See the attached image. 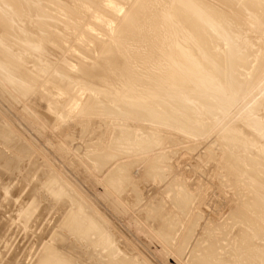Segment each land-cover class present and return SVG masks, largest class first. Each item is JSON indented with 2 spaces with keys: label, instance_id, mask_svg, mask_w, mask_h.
<instances>
[{
  "label": "bare ground",
  "instance_id": "6f19581e",
  "mask_svg": "<svg viewBox=\"0 0 264 264\" xmlns=\"http://www.w3.org/2000/svg\"><path fill=\"white\" fill-rule=\"evenodd\" d=\"M121 1L122 0H64V1H59V0H0V6H2V8H3V9H0V24H1V27H0L1 30L0 31L3 33V34H1L2 41H0V80L3 82V85L8 88L7 89L0 84V92L2 91L3 92L2 94H5V95L10 94V96H12V97H14V96L18 97V95L20 93L25 94L27 91H30L31 88L32 89L35 88L37 82L39 83V81H40L42 83L43 78H45L44 75L47 72H49L50 70H52V69H48V68H49V64H51V61H50L51 58L50 57L53 56V54H52V56L50 54L54 52V50L56 49L55 47H57V49H58V50H56L57 52H59L61 49H65L66 47H68L65 45V48H63L65 43L68 44L70 42V41L68 42V40H70V38L66 39L64 37H69L72 33L74 34V32H77L78 30H80L79 28L82 24L80 20H82V18H83L82 10L84 9L86 11V10L96 8L95 9V16H96V14L99 16L105 15L107 13L106 11H108V10L110 11L111 9H112V11H114V12L116 11V13H117L118 12L117 9H120V8H117V4H119V6L122 4L125 5V2H121ZM138 1H139V3L136 0L134 2L132 1L133 3L137 2V3H135L136 5L138 4L137 6L135 5L136 7L133 6L131 8V5L128 4V5H130L131 9H130V11L128 9L129 13L127 14L126 17L124 16L123 18H120V17L115 15L118 18V19L116 18L115 20H117L118 22L116 24L117 29L115 28L116 32H115V35L113 37L114 40L109 42V44H107V45H105L104 43L99 45L100 42L97 44V45H99V48L102 51V53H101L102 56L97 57V58H92L94 61L92 66H86L85 64H81L79 66L77 72L74 73L71 71L73 68L70 65H67V66H69V70H68V68L63 69V70L58 69L59 71H57L56 74H55V72L52 73V71H50V73H52L53 75L55 74L56 76L54 77L53 80H50V82L48 80L46 81L47 78L45 79V81L47 83L49 82V85H50V83H52L54 81L52 83V87L55 88V86H56L55 91H58V89H60V90H63L65 88L68 89L67 87H69V84L63 78V76H68L71 79L75 80L81 89L91 88L92 90H94L96 92V94L100 95L101 100L96 102V101H94V99L93 100L88 99L89 101L88 102L86 101V103L84 104V108L82 105L81 106L82 110H79V111H81V114H78L79 111L78 112L76 111L75 115L78 114V115L83 116L86 114L85 111H87V109H90L95 104H101L100 105L101 109L104 108V111L101 110V111H99L100 112L99 113L98 110L100 108L97 110L98 106H96V105L95 106L97 107L96 108L97 111L94 110L99 115L102 114L103 116L104 115L109 116V118H111V116L116 115L115 119H117V120H119V118H117V116L123 115V117L126 116V118H131V119L134 118L133 120H136L137 122H139L138 126H135L136 123L134 126H133V124H132V126H130L131 124L129 123L130 125L127 124V126L125 128H123L125 126L123 124V122H122V124L124 125L123 127L120 126L118 128H114V127H117L115 124H114L115 125L114 127H111V128L106 127V133H109L108 135L111 136L110 135V132H111L112 136H111L109 142H107L106 146L101 145L102 146L101 151L96 152L95 156H93L95 162L94 161L92 162L93 164L95 163L93 165V167H94L96 173L94 171L93 172L95 174H98V175H101V173L106 172V170H108L111 167V165L114 164V166L111 167L109 172H107L106 176L105 177L103 176L104 180L103 179L102 180H103V183L105 184V187L106 186H107V188L109 187L110 191H112L111 193H113L114 195L116 194L117 196H119V198H122L121 202H123L125 205H127L128 208L129 207L131 208V206L128 205L131 201H135V199H137L139 201L140 195H137L134 197H123V194L125 193L128 186H131L134 184L133 177H132V172L134 170L133 168L135 166H137L138 164H140L141 162H144L146 160L145 157L144 158H133V157H136V156L141 155V154H145L146 149H147L145 146V143H146L145 140L149 137H150L151 142L154 143L155 147L161 145V143H162V131H160L158 129H154V128L165 127L169 130L178 131L182 134H185V135L189 136L190 138H198L200 136H203L204 133H206L209 128H208L207 123L205 122V119L202 117V114H204V115H212V114L214 115L215 114L212 110V102L208 99V97H210V95H213L214 93L217 94L219 92V90H220L219 88L221 87L220 86L218 88L219 85H221V84L222 85L224 84L225 86L227 85L226 90L224 89L225 87L222 88L221 90H225V91H222L223 95H224V92H225V95L227 92V96L224 95V97H226V98L225 99L222 98V99L224 100L223 101L224 102V111L229 112L231 109H233V107L239 101H241V99L243 97H245V94H247L249 91L253 90L252 88L255 87V85L264 76V44L260 47L261 51H259V52L261 54L259 56H257V55L254 56V58H256L255 62L258 61L257 62L258 64L256 63L257 67H252V64H251V63H253L252 59H251L252 62L251 61L249 62L251 64L249 67L250 68L252 67L253 69L259 70V72L255 76L247 75L246 77H245L246 72L243 71L244 75L241 72V70H243L242 68H245L244 70H246V71L249 69V67H247V65H248L247 61L249 58V54L247 52H245V53L243 52V49H245V46H246L245 44H247L246 41H248V39L245 41V44H242V41H239V42L234 41L235 44L238 43V45H235V47H234L235 50L243 53V55L241 57L233 58L231 61H229L228 63L223 65V67L222 66L215 67L214 65L211 64V60L213 58H215L216 54L218 53V51L216 50L217 46L214 49V45L217 44L216 40H218L217 38H215L216 37L215 32L216 33L218 32L220 35L221 34L224 35V37L226 35L228 36L230 33L232 35H234L232 33L233 30L231 31L230 29H234L235 28L234 25H236L237 28H238V26L243 27L244 24L246 26L251 25V27L255 26L256 30L258 29L257 31H259V30L261 31L262 29L264 30V14H263L264 13L263 12L264 11V0H244V1L242 0L241 2H245V4L239 2V0H138ZM127 2H128V0H127ZM237 3L238 4L241 3L242 6L244 5V7H242V6L239 7V5ZM32 5L33 6L36 5V7L34 6L32 8ZM237 5H238L239 9L236 8ZM44 7H47L50 10L46 11L44 9ZM54 7H56L57 9H54ZM90 11H92V10H90ZM247 11L251 12L248 14V16H246V14L248 13ZM33 12L35 13L34 16L32 15V14H34ZM51 12H53V13L56 12L57 15L51 14ZM58 13H60L63 17L65 16L64 19H66V20L65 21L63 20L64 21L63 23H65L68 26V28L70 27V29L72 30L70 32L67 31L69 33H67L66 30L64 31L63 29H62L63 31H60V29L62 27L67 28V26H65V24L64 25L62 24L63 18L62 17H61L62 19L58 18ZM88 13H89V11H88ZM111 14H114V13L112 12ZM79 15H80V17H82L81 19H79ZM88 15H86V13H85V16H88ZM24 16H25L24 20L26 18L33 19L34 17H36V19L34 18L33 21H34V23L37 24L38 30H41L42 33L39 31H38L39 32L38 33L37 30H35L37 32V34H36L35 31L33 32L32 30H30V29H32V26L36 27V25L35 26L31 25V27H30L29 25L32 23H30V24L28 23L29 25L26 24L30 29L27 26L24 27L25 24L23 25V27H19L18 25L22 26L21 20L20 21L18 20L20 23L19 22L17 23L16 21L20 17L23 20L22 17H24ZM55 16H57L58 19H56ZM111 16L110 17L105 16V17L109 19V18H111ZM101 17H103V16H101ZM105 17H104V20H105ZM113 17H114V15H113ZM113 17H112V19H113ZM15 18H17V19H15ZM46 18H50L52 20H55V19L59 20L60 19L61 23H60V21H59L60 24H58L57 21H53V23L51 21V23H50V22L45 20ZM70 19L75 20V22L73 20L71 21ZM94 19L90 18V20H93V21H94ZM90 20H89V22H90ZM107 20L104 21L105 24H108V22H106ZM27 21L30 22L32 20H30V21L25 20L23 22L27 23ZM108 21L111 22L112 20H108ZM95 22H94V24L93 23L92 24L95 25ZM98 22H101V21H97L95 26H98L97 25V24H99ZM74 23H76V24H74ZM101 23L99 25L102 26V24H104V23H102V24ZM61 24L63 26H61ZM105 24H104V26H105ZM245 25H244V27L246 29ZM89 26H92V25H89ZM233 26H234V28H233ZM108 27H110V26H108ZM53 28H60L59 33L57 31H54V32H57V34L52 32L51 29H53ZM68 28H67V30H69ZM81 28H82V26H81ZM247 28H249V27H247ZM73 30H75V31H73ZM85 30H86V28H85ZM93 30H95V29H93ZM227 30H230L231 32L228 34ZM244 30L242 29L240 32L242 33V31H244ZM256 30H254V31L256 32ZM43 31H44V33H43ZM89 31L90 30H86L83 32L85 34H87L88 37H90V35H92V34H89V33L92 30L90 32ZM234 31H236V30H234ZM45 32H46V34H45ZM60 32H62V33L65 32V34H60ZM243 33L245 34L246 32H243ZM251 33H253V31ZM262 33H264V31ZM219 34H217V36ZM239 34L236 33L234 36H237ZM261 34H259V36H261ZM74 36L76 37L77 35L70 36L71 39ZM13 37H17L19 40H21L24 43V44H22L23 50L28 52L29 57H27L28 55H26L27 52H24V51H22V53L18 54V52H19L18 47H17V49L15 48V50L17 52V54H15V52H14L15 50H13L14 48L12 49V45H11ZM82 37L84 39V36H82ZM224 37L223 38L219 37V38H221L220 41H222L223 39L225 41H228L227 39H225L226 37L225 38ZM231 37H233V36H231ZM85 39H87V38H85ZM91 39H90V41L92 42ZM19 40L18 41L14 40V42H19ZM87 40H89V39H87ZM233 40H235V39L233 38ZM239 40H241V39H239ZM262 41H261V37H260L259 42H262ZM86 42H88V41H85L84 43H86ZM259 42L257 41V43H255V44L258 45ZM21 43L19 42L17 46H20ZM84 43L82 44V46L78 45L80 47L78 49H80L81 53L83 52L82 54L85 53L84 52L85 49H84V51H83V49H81V47L84 48L83 47ZM219 43H222V42H219ZM263 43H264V41H263ZM255 44H253V45H255ZM13 45H15V44H13ZM42 46H45L46 48H44V47L42 48ZM52 46L55 49L53 48L54 49V50L52 49L53 52L50 53L51 49H49L48 47H52ZM13 47H15V46H13ZM221 47H222V45H221ZM40 48H41V50H40ZM76 48H77V46H76ZM257 48L259 50V47H257ZM21 49H22V47H21ZM42 49H44V50H42ZM48 49H49V51H48ZM212 49L214 51L216 50L217 52H214ZM45 50H47L48 53H46ZM258 50H257V52H258ZM57 52H56V54H57ZM213 52L216 54H214ZM219 53L223 54V52H220V51H219ZM21 54L24 56H22ZM48 55H50V56H48ZM79 55H80V53H79ZM46 58H49V60H47ZM52 58H55V57H52ZM254 58H253V60H254ZM41 59H46L48 64L46 66H42L41 65ZM60 60L61 59H59V61ZM135 61L136 62H138V61H144L145 62L146 65H144L143 67H141V64L139 63L141 69L143 68L142 71L137 72L134 70V68H135L134 64H136ZM30 62L34 63V66H31ZM28 63H29V65H28ZM52 64H53V62H52ZM57 64L55 63L54 65H57ZM63 64H64V62H63ZM54 65H52L53 69H54ZM59 65L62 66V63L61 64L59 63L57 66H59ZM30 66H31V68L36 67V66H38V68L40 67V69H38L39 71H37V73H36L37 75L35 74L34 71H33L34 74H32L30 72L31 71ZM67 66L63 65L62 67H67ZM96 66H97V68H94ZM58 68H60V67H58ZM56 69H54L53 71H56ZM53 75L51 76V78L53 77ZM46 77H48V76L46 75ZM239 82H242L244 84L243 89H238V83ZM41 83H39V84H41ZM45 85L43 86V88H45ZM48 87H47V89L49 90L50 87L49 88ZM6 89L9 93L5 92ZM48 90L46 91V88H45L46 92H49ZM52 90H54V89H52ZM207 91L209 92L208 93L209 95L206 99L201 98L203 95L201 97L198 96V95H201L203 93L205 94V92H207ZM51 92H53V91H51ZM188 92L190 93L189 96H191L193 94V96L196 95L199 97V98H194L195 96L194 97L192 96L195 100L201 98L200 100H197V101H199V103L198 102H197V104H195V102L191 103V102H193L192 100H194V99H192L191 97L189 99L188 95H186V93H188ZM76 95H77V93L73 96V98L75 100L72 98V101L73 100L75 102L77 101ZM213 97H215V96H213ZM187 99L190 100L189 102L191 104L190 103L188 104L185 101ZM162 100H164V101L162 102ZM219 100H221V99H219ZM262 100H264V95L255 104H258V105L264 104V102ZM52 101L54 102V100H52ZM165 101L167 103H169V105L171 104V106L169 107ZM57 102H60V101L57 100ZM57 102H56V104L53 103L54 106L53 105L52 106L53 107L58 106ZM81 103L83 104L82 101H81ZM163 103H165L166 106L165 105L163 106L162 105ZM91 104H92V106H91ZM261 106H264V105H261ZM59 107H57V109ZM76 107H77V103H76ZM260 107H258V108H260ZM57 109L55 110L56 114H57ZM77 109H79V108L77 107ZM261 109H263V107ZM70 110H68V111H70ZM91 110H92V108H91ZM202 110H204L205 112H203ZM263 110H262V112H263ZM102 111L104 113H101ZM72 112H75V111L72 110ZM66 113H64V114H66ZM53 114L55 115L54 112H53ZM68 114H70V115H67L69 117H67L65 115L66 118H68V119L71 118L72 115H74V113H72V115H71V112H69ZM89 114H92V113L89 112ZM45 115L49 116L50 114H45ZM94 115H95V113H94ZM48 116H47V118L50 117V116L49 117ZM76 117H77V115H76ZM119 117H121V116H119ZM57 118H60V117H57ZM95 118H97V117H95ZM60 119L63 121V118H60ZM112 119H113V117H112ZM252 119H253V117H251V120ZM93 120H95V119H93ZM248 120H249V116H248ZM248 120L247 121L245 120V122L242 124L241 127H236L233 130H229V132L222 133L220 135V137L216 140V144L219 145V147H221L220 150H222L223 153L224 152L226 153L225 162L227 164H229L231 167V170L225 169L226 173L224 174V179L229 177L228 181L231 185V186L230 185L226 186L227 183L225 184L226 187L229 186V188L227 190H229L230 193L235 194L236 190H238L236 188V184L239 185L240 187H244L246 189L248 188V190H246V192L248 194L245 195L246 199L241 200V198L240 199L238 198L239 197L238 194L234 195V196H236V197L238 196V197L237 198L235 197V200H234L235 202H233V208L230 211L229 219L232 217L231 222H233V223H231L232 225L230 226V229L226 230L227 227L226 228L223 227L224 230L221 229L222 226H226V225H224L225 220H224V222L222 221L223 225L219 223V224H216V226H214L215 223L213 222L214 224L212 223V225H213L212 227H215L213 229H215L217 232L219 231L218 232L219 234L216 235V233H215L212 235L211 234L212 232L209 233L210 228H212V227H210L211 225L209 226V224H210V221H209L208 226L210 228L208 230H206L208 228L207 225H206L207 226L206 229L204 228V230H205L204 235L207 234V236L206 237L202 236L204 238H201L198 240V245L195 246L196 252L195 253L193 252L194 254L191 252L194 257L192 256V254L190 256L188 255L189 259H192L190 261H187V262H190L189 264H264V119L261 117L257 118V119L255 118L253 120V122L248 121ZM5 122H6V120L0 116V137L2 139L5 138V135L9 131L8 126L6 125ZM93 122H95V121H93ZM100 122H102V121H100ZM133 122H135V121H133ZM79 123H80V119H79L78 124ZM145 123L149 124V127L145 128ZM118 125H121V123ZM111 126H113V124H111ZM245 129H247V130H245ZM99 130H101V129H99ZM107 130H109V131H107ZM252 130L254 132H257L259 135L254 134ZM248 132L251 133L248 135H253L252 138L248 139L247 138L248 136L246 137V134ZM106 133H104V135ZM108 135L107 136L105 135V137H108ZM144 135H145V137H144ZM108 139H109V137H108ZM108 139H106V140H108ZM3 141H4V139H3ZM8 142L9 141L5 140V143H8ZM9 144H10V142H9ZM258 145H259V147L253 148V147L258 146ZM3 146H5V145L4 144L0 145V147H3ZM7 148H5L4 150L9 152L7 150ZM15 148H16V146H15ZM254 149H257L258 151L256 152ZM236 150L244 151V153L240 155V158H238L234 154V152ZM11 152H12V150H10L9 155H11ZM17 152L14 151V155L13 154L12 155L15 157V153L17 154ZM1 154H3V153H1ZM171 154L172 153H163V154L161 153V154H159L158 157H155V155L152 156L148 162L150 165L146 166L145 169L143 170V173L145 174V176L148 177V179H152V181L155 180V181L162 184V181H164L165 177H166L164 174V171H165L164 168L165 167L162 166V162H158V159L160 157H163L164 158L163 160H166L169 157H171ZM91 158H92V155H91ZM123 159H124V161H123ZM125 159H127V160H125ZM89 160H91V159H89ZM120 160L123 162L119 163L118 161H120ZM8 164H9V162H8ZM0 171H1V169H0ZM31 172H32V170H31ZM5 173H7V172L5 171ZM10 173H8V174H10ZM17 173H18V171H17ZM22 174H23V176H21V177L25 178L24 173H22ZM220 174H221V172H220ZM220 174H219L218 178L220 176L222 177V175H220ZM20 175L21 174L19 173V176ZM26 176H27V174H26ZM32 176H34V175H32ZM1 177H3V176H1ZM35 177H36V175H35ZM6 178H7V176H6ZM33 179H36V178H33ZM220 179H219V181H220ZM224 179H221V180L223 181ZM59 180H60V177H57V176H51L50 179L48 180L49 181L48 186L51 187V191H49V192H51V195L50 194L49 195L51 197H53L54 201H56V202H59L60 200H62L64 198H68L69 194L74 192V190L67 189V188H65V186L60 185ZM226 180H225V182H226ZM9 181H11V180H9ZM16 181H18V180H16ZM8 182H6V183H8ZM26 182L28 183L29 181H26ZM30 182H33L32 178H31ZM44 182L45 181H43V183ZM15 183H17V182H15ZM22 183H23V181H22ZM3 184H4V182H3ZM18 184H20V183H18ZM174 184H176V182H174ZM174 184H172V186ZM15 185H13V188ZM232 185H235V187ZM239 186H238V188H239ZM0 187L4 188L3 186H0ZM5 187L7 188L8 185ZM16 187H18V186H16ZM49 187H48V189H50ZM105 187H104V189H105ZM183 187L181 190H183ZM42 188H43V185H42ZM42 188H40V189H42ZM173 188L174 187H172V190H173ZM235 188H236V190H235ZM5 189L3 191L4 193L7 192V191H5ZM9 189H11V187L7 188V190H9ZM45 189H47L46 186H45ZM1 190H3V189H1ZM18 190H17V192H18ZM9 191H11V190H9ZM14 191L16 192V190H13V192L11 191L13 193V196L18 198L20 195L15 196L16 193L14 194ZM170 191H171V189H170ZM188 191H190V190H188ZM3 192L0 191V193H3ZM43 192L45 193V192H47V190L46 191L44 190ZM171 192H173V191H171ZM246 192H245V194H246ZM75 193L76 192H74V194ZM9 194H10V192H9ZM18 194H19V192H18ZM107 194H109V193H107ZM5 197H6V195H5ZM7 197H9V196H7ZM19 198H18L17 202H19ZM141 198H142V196H141ZM12 199L14 200V198H12ZM26 199H28V198H26ZM79 199L80 198H78V201H79ZM3 200H4V196H3ZM75 200H77V198H75ZM171 200L174 201V204H176V206L178 205L177 208L180 209L178 212H181L180 214H181V216H183V218H184V214H185V216L186 215L189 216L188 219L184 218L188 222L190 221V225L188 227L189 230L187 229L188 233L186 232L187 233L186 235L182 234L183 233L182 231H181L182 233L180 232V230H183V227L181 225L182 229H180V227H179L180 225H178L180 223L177 224V222H178L177 219L179 217L176 218L177 221L175 224V227H178L177 230L176 229L174 230V227H173V229H171V228L168 229L167 225L166 226L163 225L166 222L168 223V221H169L171 223V224L170 223L169 224L173 226V222H172V216L173 215L167 213V214H163L165 217L162 216L163 211L161 208V205H162L161 197H160L161 203H158V205L156 204L157 205V207L155 206L156 209L153 208V206L149 205L148 207H144V209L146 208L145 212H144V210H141V211H143V215H145V218H146L145 221L146 222L148 221V223L151 225L154 224L155 218L158 217L159 215H160L159 216L160 220L162 217L166 218L168 220V221L166 220V222H165L162 219V221L164 223L162 224V222H161L162 226L160 225L159 227L157 226L156 221H155V224H156L155 226L158 229L157 228L154 229L153 232L158 236L159 239H161V241H163L166 244V246L168 245V246H171L173 248V250H174L173 252L176 253V256L177 255L180 256L182 254V252L183 253L186 252L185 251V250H187L186 246L192 240L191 239V238H193L192 236H194V234L196 233V231L193 230V228L195 229L198 227L197 225H198L199 220L201 218L198 215L194 216L197 205L194 203V201H195L194 196L192 197L191 194H189L188 192L180 191V189L179 190L177 189L176 191L174 190V195L171 197ZM23 201H24L23 203L26 202L25 199ZM118 201H120V200L118 199ZM156 201H158V200H156ZM12 203H13V201H12ZM19 203H21V201ZM35 203H37V202H35ZM123 203H121V205ZM193 203H194V205H193ZM7 204H8V202L6 203V205ZM10 204H9V206H10ZM14 204H15V201L12 204L13 208H15V206L18 205L17 207L19 209L25 208L24 205H26V204H22L24 207L20 205L22 207L21 208V207H19V204H17V205H14ZM199 204H201V203L198 202V205ZM1 205H3V204H1ZM125 205H123L124 208H126ZM138 205L139 204L136 205V203H132V207H136ZM142 205H143V203H142ZM43 206H44V204H43ZM119 206H120V204H119ZM28 207H29V205H28ZM116 207H117V205H116ZM7 208H8V206H7ZM140 208H142V207H140ZM26 209L27 208H25V210ZM34 209L33 208L29 209V210L27 209L25 215L26 216L29 215L32 212V210H34ZM14 210L15 209H13V212L11 213V215L14 213ZM37 210L38 209H36V211ZM90 210H91V207L89 205H87L86 202L84 204L80 201L78 207L71 210L69 215L66 214V212H65V217H63L64 222H63L62 226L60 227L64 231V234H61V233L58 234L57 233L56 238L54 240V244H50V245L48 244L45 247V251L43 250L44 253H42V255L40 254L41 256H39V259L36 262V264H77V262H79V261L81 262V263L79 262L80 264H143L141 262V260L139 259L140 256H138V258H137V254L134 255L135 253L132 250L133 246L130 243H128V240L121 241L116 237H112L114 230L111 231V229L109 230V227L107 228L106 224H109L107 222V220L106 219L103 220V218H101V216L100 217L97 216L99 214L95 215ZM154 210L155 211L157 210V211L154 212ZM3 211H4V209H3ZM7 211H9V209ZM16 212L13 215H18L20 213L23 215L22 212H24V211L21 210V212L19 211L20 213H17V214H16ZM144 213H146V214H144ZM32 214H33V212H32ZM35 214H37V213H35ZM41 214L39 216H41ZM170 215H171V217H170ZM174 215L176 216V214H174ZM66 216H67V219L65 220L64 218H66ZM235 216L238 217L240 220L236 221L235 219H237V218ZM13 217H15V216H13ZM18 217H19V215H18ZM1 218H3V217H1ZM173 218H174L173 219V221H174L175 217H173ZM17 219H16V221H17ZM21 219L22 218H20V220ZM26 219H27V217H26ZM26 219L24 217V220H26ZM31 219H33V218H31ZM159 219L157 218L156 220L158 222H160ZM180 219H181V217H180ZM6 220H7V218H6ZM9 220H7V221H9ZM20 220H18L19 222L18 221L17 222L20 223L22 221V220L21 221ZM228 220H226V222ZM12 221L13 220H11L10 223H12ZM31 221L33 222L34 220H31ZM187 221H185V222H187ZM17 222L14 224L18 225ZM26 222H27V220H26ZM182 222H183V220H182ZM33 223H31V224L29 223V224L32 226ZM60 223H62V222H60ZM1 224H3V223H1ZM23 224L21 222L20 226ZM35 224H36V222L34 223V225ZM169 224H168V226H169ZM182 224H184V223H182ZM187 224L188 223H186V225ZM25 225L26 224H24L23 229L26 227ZM30 225H27V227ZM186 225H185V227H186ZM3 226L6 227V225H3ZM10 227H12V226L10 225ZM144 227H146V225ZM185 227H184V229H185ZM12 228L9 229L10 232H11ZM14 228H16L15 225H14ZM213 229H211L210 231H212ZM21 230H22V228H21ZM233 230H234V232H235V230L237 231V232H235L236 233L235 236L232 237L233 239H231V240H233V242L231 240L228 241L230 235H232V233H233ZM6 231H8V230H6ZM25 231H26V233L28 232L27 230H25ZM60 231H61V229H60ZM224 231H226V232H224ZM17 232H19V230ZM179 232L182 235H180L179 239H177L176 236H177V234H179ZM3 234H4V232H3ZM172 234L174 236H172ZM214 235H216V236L214 237ZM10 236H12V235H10ZM92 236H96V240L93 241ZM0 237H1V235H0ZM216 237L218 238L217 240H215ZM3 238L5 239L6 237H3ZM14 238H16V237H14ZM122 238L125 239L124 237H122ZM198 238H199V236H198ZM226 238H228V239H226ZM4 239H1V240H4ZM175 241H176V243H174ZM4 242H5V245L8 244L6 241H4ZM8 242H9V239H8ZM16 242H18V240ZM223 242H225V243H223ZM1 243H3V241H1ZM1 243H0V245H4ZM26 243L27 242L23 243V241H22V244H26ZM68 243H71L70 246H67ZM83 243H86V244L88 243L89 246L91 245L93 248L92 250H94L95 252L99 251V252L103 253L101 255L104 258V260L101 259L102 258L101 257L100 259L102 261L100 259H99L100 262H99V260L97 261L96 260L97 255L95 256V259L91 258V256L92 257L94 256V254H92V253H91V256L89 254V252H92L91 249H89V252L87 251L88 252V254H87L88 258H86L85 257L86 255H84V254L83 255L78 254V252L76 254L75 250L77 249V246L81 245ZM121 244L124 245V247ZM222 246L223 247L225 246V248H223ZM21 247H23V246L21 245ZM16 248H18V247L16 246ZM226 248L227 249L229 248L230 250L228 249L229 251H227ZM24 249L26 250V248H24ZM78 249H79V247H78ZM85 249L87 250V247ZM15 250H17V249H15ZM79 250H81V249H79ZM15 252H17V251H15ZM124 252H129L132 254V256H129V255L125 254ZM21 253H22V251H21ZM21 253H20V255H21ZM82 253H84V252H82ZM97 254H98V252H97ZM20 255H17V256L21 257ZM184 256H185V254H184ZM0 257H2V256H0ZM98 257L99 256H97V258ZM183 258H185V257H183ZM183 258H181V260H183ZM16 259H18V258L16 257ZM143 262H145V260ZM14 264H16V261ZM184 264H186V263H184Z\"/></svg>",
  "mask_w": 264,
  "mask_h": 264
},
{
  "label": "rangeland",
  "instance_id": "374dc122",
  "mask_svg": "<svg viewBox=\"0 0 264 264\" xmlns=\"http://www.w3.org/2000/svg\"><path fill=\"white\" fill-rule=\"evenodd\" d=\"M59 1H64V0H59ZM132 1L134 2L135 0H128L129 3L127 2V0H122L121 2H125V5H123L121 3L122 5L119 6V4H117V8H120V9H117L118 10L117 13H116V11L114 12L111 9L110 10L111 12L108 10V11H106L107 13L105 15H101L103 17H101L97 14H96L97 17L95 16V9L96 8H93L94 10L90 9L92 11H90V10L85 11L83 9L84 10V11L82 10L83 18L80 17L81 14L79 15V19L82 18V20H80L82 23L81 24L82 28L80 26V28H79L80 30L77 31L78 33L74 32V34L72 33L70 35V36H72V35H77V36L76 37L74 36L73 37L74 39L73 38L71 39L70 36L64 37L66 39L70 38V40H68V42L70 41L68 43L69 45L65 43L63 48H65V45L68 47H66L65 49H61V50L59 49L60 50L59 52L61 54L56 51V50H58L57 47H55L56 49L53 46L48 47L49 49H51L50 53L53 52L52 51L53 48L55 49V50L53 49L54 52L50 54L51 56L53 54L52 57H55V58L50 57L51 58L50 59L51 64H49L48 69H52L50 71H52V73L55 72V74H56L57 71H59V70H63V69H67V68L69 70V66H67V65H70L73 68V69L71 68L72 70L71 69L70 70L75 73V72H77V70L81 64H85L86 66H92L93 62H94L92 58H97V57L102 56L101 55L102 51L100 50L99 45L103 44V43L105 45H107V44H109V42L114 40L113 37L115 35V32H116L115 28L117 27L116 24L118 22L117 20H115L117 18L116 16H118L120 18H123L124 16L126 17L127 14L129 13L130 9L136 5L135 3H137V2L139 3L138 0H136L137 2H135V3H133ZM241 1L242 0H239V2H241ZM241 3L245 4V2H241ZM128 4L131 5V8H130V5H128ZM240 4H238L239 7L242 6V4L241 5ZM238 5L236 7L237 9H239ZM34 6L36 7V5H34ZM34 6L32 5V8ZM242 7H244V5ZM0 9H3L2 6H0ZM44 9L46 11L50 10L47 7H44ZM54 9H57V8L54 7ZM128 9H129V11H128ZM88 11H89V13H88ZM112 12L114 14H111ZM247 12H246L247 13L246 16H248V14L251 13L249 11H247ZM85 13H86V15H88V14L89 15L85 16ZM51 14L57 15L56 12L55 13L51 12ZM59 14L60 13H58V18H60V19L63 18L62 24L64 25L65 23H63V22L66 20V19H64L65 16L63 17L61 14H60L61 16ZM32 15L34 16L35 13ZM109 15L110 16L112 15L111 18H109V19L106 18L107 16L110 17ZM113 15L115 18L113 17ZM55 17H56V19H58L57 16H55ZM104 17H105V20L108 19V20H112V21L109 22L107 20L106 22H108V24H105L104 23V21H105ZM112 17H113V19H112ZM22 18H23V20L21 19V17L18 19L15 18V19H17V21H16L17 23L21 20L22 26L18 25L19 27H23L24 24H25L24 25V27H25V26L29 25L30 23H32L29 26L31 27V25H34V26L36 25V27L32 26V29H30L28 26L27 27L30 30H32L33 32L35 30H37V32L39 31L42 33L41 30H38L37 24L34 23V21H33L34 18L36 19V17H34L33 19L26 18L25 20H29V21L32 20L33 21V22L27 21V23L23 22V21H25L24 20L25 16ZM90 18L94 19V21L90 20ZM56 19L52 20L50 18H46L45 20L50 22V23H51V21H52V23H53V21H57V23L60 24L61 20L60 19L56 20ZM70 20L72 21L73 19H70ZM89 20H90V22H89ZM59 21H60V23H59ZM73 21L75 22V20H73ZM97 21H101L102 23L105 24V26L101 22H98V23L99 24L101 23L102 26L99 24H97L98 26H95ZM94 22H95V25H93ZM62 24H61V26H63ZM74 24H76V23H74ZM89 25H92V26H89ZM244 25H243V27H244ZM65 26H67V25L65 24ZM108 26H110V27H108ZM234 26H235V28H234ZM234 26H233L234 29H230V30L231 31L236 30L234 32L232 31V33L234 35L236 33L237 34L240 33L239 35H237L238 37L232 35L230 33L231 32L230 30H227V33L228 34L230 33L228 35L229 37L225 34L226 38L224 37V35H222V34L220 35L218 32L217 33L215 32V36H216L215 38L218 39V40H216V43L220 47L217 44L214 45V49L217 46L218 49L216 48V50L218 51V53L217 54L214 53L217 51L216 50L214 51L212 49L214 51L213 53L216 54V57L211 60V64L214 65L215 67H219V66L223 67V65H225L226 63L231 61L233 58L241 57L243 55V53L235 50L234 47H235V45H238V43L235 44L234 41L235 42L236 41L237 42L242 41V44H245V41L248 39V41H246L247 44H245L246 45L245 49H243L244 53L247 52L249 54V58L247 61L248 62L247 67H249L251 64H252V67H257L258 61L255 62L256 58H254V56H256V55L259 56L261 54L259 51H261L260 47L264 44L263 43L264 33H262L264 30L262 29L263 30V31L261 30L262 32L260 30L257 31L258 29L256 30L255 26L251 27V25H249V26L245 25L246 29H245V27L243 28L241 26H238V28H237L236 25H234ZM0 27H1V24H0ZM247 27H249L250 29ZM60 28H53L54 30L51 29V31L52 32L57 31L59 33ZM67 28H68V26H67ZM67 28L62 27L60 29V31H63V30L64 31L66 30V32L72 31L70 29V27L68 28L69 30H67ZM85 28H86V30H90V31L92 30L91 32L89 31L90 32L89 34H92V35H90V37H88L87 34H85L83 32V31H86ZM92 28L95 30H93ZM242 29L243 30L245 29V30L242 31V33H241L240 31ZM0 30H1V28H0ZM254 30H256V32ZM73 31H75V30H73ZM252 31H253V33H251ZM37 32L35 31L36 34H37ZM57 32H54V33L57 34ZM69 32H67V33H69ZM243 32H246V33L244 34ZM43 33H44V31H43ZM258 33L259 34L262 33L261 36H259ZM1 34H3V33L0 31V39H1L0 41H2ZM45 34H46V32H45ZM60 34H65V32L64 33L60 32ZM217 34H219V35L217 36ZM82 36H84V39ZM231 36H233V37H231ZM219 37H221V38L224 37L228 41H225L224 39H223L224 41L223 40L220 41L221 38H219ZM260 37H261V41L263 40L262 42H259ZM85 38H87L89 40H87ZM233 38L235 40H233ZM90 39L92 40V42L90 41ZM239 39H241V40H239ZM14 40L18 41L19 39L17 37H13L12 44H11L12 49L14 48L13 50H15V48L17 49V47H18V51H19L18 54L22 53V51L27 52V51L23 50L22 44H24V43L21 40H19L20 43L22 42L20 44V46H17L19 42H14ZM84 40L88 41V42L84 43L85 42ZM257 41L260 44L259 43H258V45L255 44V43H257ZM82 42L84 43V46H83L84 48L81 47V49H83V51L85 49L84 54H82L83 52L81 53L80 49H78V48H80L78 45L82 46V44H83ZM219 42H222V43H219ZM98 43H99V45H97ZM13 44H15V45H13ZM253 44H255V45H253ZM221 45H222V47H221ZM13 46H15V47H13ZM76 46H77V48H76ZM21 47H22V49H21ZM43 47L46 48L45 46H42V48ZM257 47H259V50ZM49 49H48V51H49ZM40 50H41V48H40ZM42 50H44V49H42ZM257 50H258V52H257ZM45 51H46V53H48L47 50H45ZM219 51L223 52V54H220ZM14 52H15V54H17L16 50ZM56 52H57V54H56ZM79 53L81 56L79 55ZM26 55H28L27 57H29L28 52ZM50 55H48V56H50ZM22 56H24V55H22ZM253 58H254V60H253ZM46 59L49 60V58H46ZM46 59H41V65L42 66H46L48 64ZM59 59H61V60L59 61ZM251 59H252L253 63L250 64L249 62L251 61ZM52 62H53V64H52ZM63 62H64V64H63ZM143 62L144 61L136 62V64H134L135 65L134 70L137 72L142 71L143 68L141 69V67L146 65L145 62L144 63ZM55 63L56 64L62 63V66L66 65L67 67H62L61 65L57 66L58 64L54 65ZM137 63L138 64L140 63L141 67H140V64L138 65ZM30 64H31V66H34V63L30 62ZM28 65H29V63H28ZM52 65H54V69L57 68L56 71H53L54 69H53ZM31 66H30V69H31L30 72L32 74H34L33 71L36 74L37 71H39L38 69H40V67L38 68V66L33 67V68H31ZM58 67H60V68H58ZM252 67L251 68L249 67V69L247 71L244 70L245 68H242L243 70H241V69L240 70L242 73H243V71L246 72L245 77L247 75L255 76L259 72V70L253 69ZM94 68H97V66ZM50 71L44 75V77H45V78H43L44 81L41 79L42 83L44 85L47 83L46 82L47 80L50 82V80H53L54 77L56 76L55 74L53 75L52 73H50ZM46 75L48 77L49 76L50 77L48 78V77H46ZM52 75H53V77L51 78ZM243 75H244V73H243ZM63 78L69 84V87H67L68 89H66V88L63 90L58 89V91H55L56 86H55V88L52 87V83L54 81L52 83H50V85L48 82L45 85V88L47 91L48 90L47 87L48 86L50 87V88L48 87L49 88L48 91L50 92L49 93V92L45 91V88H43L44 85L39 81V83H41V84H39L37 82L38 84L36 83L35 88H33V89L31 88L30 91H27L25 94L20 93L18 95V97L17 96L12 97V96H10V94L5 95V94H2L3 93L2 91L0 92V116L6 120L5 123L9 129V131H8L9 133L7 132L8 135L6 134L5 138H3L4 141L0 137V143H1L0 145H3V144L5 145L3 147H0L1 148L0 149V156H1L0 157V165H1L0 166V169H1L0 177L3 176L0 178V186L4 187V188L0 187L1 189H3V190L0 189V191L3 192L4 189L6 188L5 186L8 185L9 188L11 187V189H9V190H11L12 192H13V190H16V192L14 191V194L16 193L15 196L20 195L19 196L20 198L19 197L18 198H19V202L21 201V203L17 202L18 198L14 197L13 193L11 191L7 190L8 187L5 189V191H7L6 193H4V192H3L4 194L0 193L1 194L0 195L1 196L0 197V199H1L0 200V202H1L0 203V208H1L0 209V211H1L0 212V215H1L0 218L3 217L0 219V231H1L0 232V235H1L0 243H1V241H3V243H1V244H4V245H0V256H2V257H0V263L1 264H14L15 261H16V264L17 263L18 264H36V262L39 259V256H41L42 253H44L43 250L45 251V247L48 244L49 245L54 244V240L56 238L57 233L58 234L59 233L64 234V231L60 227L62 226V224L64 222L63 217H65V212H66V214L69 215L71 210L78 207L80 201L84 204L86 202V204L91 207L90 211L93 212L95 215L99 214V215H97L98 217L101 216V218H103V220L104 219L107 220V222L109 223V224H106L107 228L109 227V230L111 229V231L114 230L113 231L114 236L112 235V237H116L121 241L128 240V243H130L133 246L132 250L135 253V254L134 253L133 254L134 255L137 254V258H138V256H140L139 259L141 260V262L143 264H184V263L189 264L190 262H187V261L192 260V259H189V256L193 252L194 253L196 252L195 246L198 245V240L207 236V234L204 235V233H205L204 228L206 229V227L209 224V221H210L209 226L211 225L210 227H212L213 222L215 223V224L213 223L214 226H216V224H219V223L222 224V221L224 222V220H225L224 225H226V226H222L221 229L224 230V228H226V227H227L226 230L230 229V226L232 225L231 223H233V222H231L232 217L229 219V216H230V211L233 208V202H235L234 200H235L236 196H234V195L238 194L239 197L238 196L237 197L239 199L241 198V200H245L246 199L245 195L248 194L246 192V190H248V188L246 189V188L240 187L239 185L236 184V188L239 191L236 190V188H235V190H236L235 194L230 193L229 190H227L229 188V186L228 187H226V186L230 185V183L228 181L229 177L228 178L225 177L227 180L224 179V174L226 173L225 169L231 170V167L229 164H227L225 162L226 153L225 152L223 153V151L220 150L221 147H219V145L216 144V140L220 137V135L222 133L229 132V130H233L236 127H241L242 124L245 122V120L246 121L248 120V116H249L248 121H252V122L255 118L257 119V118L261 117L264 119V110H263L264 106H261L264 104H259L261 107L258 104H255L264 95V76L255 85V87L252 88L253 90L250 89L251 91H249L247 94H245V97H243L241 99V101H239L233 107V109H231L229 112L224 111V102H223L224 100L222 99V98H224V99L226 98V97H224L225 92L223 95L222 91H225L227 89V85L226 86L224 84L219 85L218 88L221 86L219 88L220 89L219 92L217 94L214 93L213 95H210V97H208V95H209L208 91L205 92V94L203 93L201 95H198L199 97H201L203 95L201 98H205V99L208 97V99L212 102V110L215 113L214 115L213 114L212 115L202 114V117L205 119V122L207 123L208 128H209L208 131L206 133H204L203 136H200L198 138H190L189 136H187L185 134H182L178 131L169 130L165 127L154 128V129H158V130L162 131V143H161V145L155 147L154 143L151 142L150 137H149L145 140L146 141L145 146L147 148L145 154H141V155H138L136 157H133V158H144L145 157L146 160L144 162H141L140 164H138L137 166H135L133 168L134 170L132 172V177H133L134 184L131 186H128L125 193L123 194V197H134V196L140 195L139 201L137 199H135V201H131L128 204L129 206H131V208L130 207L128 208L127 205H125L123 202H121L122 198H119V196H117L116 194L114 195L113 193H111L112 191H110L109 187L108 188H107V186L105 187V184L103 183V180H104L103 178L106 176L107 172H109L111 167L114 166V164H112L111 167L108 170H106V172H103V173H101V175H98V174H95L96 171L93 167V165L95 163L93 164L92 162L94 161L93 156H95L96 152H100L102 146L103 145L106 146L107 142H109V140L112 136L111 132H110L111 136L108 135L109 133H106V127L111 128V127H114L116 125L117 127H114V128H118L120 126L123 127L125 125L123 127V128H125L127 126V124H129V123L131 124V125L129 124L130 126H132V124L134 126L135 123H136L135 126H138L139 122H137L136 120H133L134 118L131 119V118H126V116L123 117V115H119L121 117L117 116V118H119V120L115 119L116 115L111 116V118H109V116H105V115L103 116L102 114L99 115L96 112L99 108L100 109L98 110V112L101 110L104 111V108L101 109V106H100L101 104H95L96 106H98V108L95 105L92 106V104H91L92 110H91V108L87 109V111H85V113H86L85 115H83V116L78 115V114H81V111H79V110H82V107H81L82 105L84 108V104L86 103V101L88 102L89 100L94 99V101L98 102L99 100H101V97H100V95L96 94V92L94 90H92L91 88L81 89L78 86L77 82L75 80L71 79L70 77L63 76ZM45 79H46V81H45ZM0 84L2 86H4L3 82L1 80H0ZM243 87H244V84L242 82H239L238 83V89H243ZM5 88H7V87H5ZM222 88H224L225 90H221ZM7 89H6V91L5 90L4 91L9 93L7 91ZM52 89H54V90H52ZM50 90L53 92H51ZM76 93H77V95H76L77 101L79 100L78 102L77 101L75 102L74 101L75 99L73 98V96ZM186 95H188L189 99H190V97L192 99L199 98L196 95H194L195 96L194 97L193 94L191 96H189L190 95L189 92L186 93ZM213 96H215V97H213ZM225 96H227V92H226ZM72 98L74 99L73 100L74 102L72 101ZM200 99H197V100H200ZM219 99H221V100H219ZM52 100H54V102ZM57 100L60 102H57ZM80 100L83 102V104L81 103ZM197 100L194 99V100H192L193 102H191V103H194V102H195V104H197V102L199 103V101H197ZM163 101L164 100H162V102ZM185 101L188 104L190 103L189 102L190 100H188V99ZM262 101L264 102V100H262ZM52 102L54 104H56V102H57L58 106L55 105L56 107H53L54 105ZM76 103H77V107L79 109H77ZM162 105L166 106L165 103H163ZM167 105L169 107L171 106V104L169 105V103H167ZM57 107H59L60 109L59 108L57 109ZM258 107H260V108H258ZM262 107H263V109H261ZM96 108H97V110H96ZM56 109H57V114L55 111ZM68 110H70V111H68ZM72 110L75 112H72ZM94 110H96V111H94ZM262 110H263V112H262ZM76 111L77 112L79 111L78 114H76L78 118L75 115ZM103 111L101 113H104ZM202 111L205 112L204 110H202ZM53 112L55 113V115L53 114ZM69 112H71V115H72V113H74V115H72L71 118L68 119V118H66V116L70 115V114H68ZM89 112L92 114H89ZM93 112L95 113V115ZM64 113H66V114H64ZM45 114H50L49 115L50 117L48 115H45ZM47 116L49 118H47ZM57 117L63 118V121ZM67 117H69V116H67ZM95 117H97V118H95ZM112 117H113V119H112ZM251 117H253L252 120H251ZM79 119H80L81 124L80 123L78 124ZM93 119H95V120H93ZM132 120L135 122H133ZM93 121H95V122H93ZM100 121H102V122H100ZM122 122L124 125L122 124ZM120 123H121V125H118ZM111 124H113V126H111ZM147 127H149V124L145 123V128H147ZM98 128L101 130H99ZM245 130H247V129H245ZM107 131H109V130H107ZM104 133H106L105 134L106 136L108 135L109 139H108V137H105ZM253 133L259 135L257 132L253 131ZM248 134H251V133L248 132L246 134V137L248 136L247 137L248 139L252 138L253 135H248ZM144 137H145V135H144ZM106 139H108V140H106ZM5 140L9 141L10 144H9V142L5 143ZM15 146L17 149L15 148ZM256 147H259V145L255 146L253 148H256ZM5 148H7V150L9 152L4 150ZM10 150H12L11 155H9ZM13 150L16 152L18 151L17 154L15 153V157L13 156L14 155ZM254 150L256 152L258 151L257 149H254ZM1 153H3V154H1ZM161 153L162 154L163 153H172L171 157H169L170 159L168 158L166 160H163L164 159L163 157H160L158 159V162H162V166L165 167L164 168V170H165L164 174L166 177H165V180L162 181V184L155 181V180L152 181V179H148V177H146L145 174L143 173V170L145 169V167L150 165L148 162L151 159V157L154 155H155V157H158L159 154H161ZM243 153H244V151H239V150H236L234 152V154L238 158H240V155ZM91 155H92V158H91ZM88 158L91 160H89ZM125 160H127V159H125ZM123 161H124V159H123ZM123 161L120 160L118 162L122 163ZM8 162H9V164H8ZM31 170H32V172H31ZM5 171L7 173H5ZM17 171H18V173H17ZM21 172L24 173V177L26 179L21 177V176H23V174ZM220 172H221V174H220ZM8 173H10L11 175ZM19 173L21 174L20 176H19ZM26 174H27V176H26ZM219 174L222 175V177L220 176L218 178ZM32 175H34V176H32ZM35 175H36V177H35ZM6 176H7V178H6ZM51 176L60 177L59 181L61 183L59 182V184L62 186H65V188H67V189L74 190V192H76V193L75 194H74V192L70 193L68 198H64L65 200L62 199L59 202L54 201L53 197L50 196L51 192H49V191H51V187L48 186V182H49L48 180L50 179ZM31 178H32L33 182H30ZM33 178H36V179H33ZM220 178L224 179V180L222 181ZM15 179L18 181H16ZM219 179L221 182L219 181ZM9 180H11V181H9ZM225 180H226V182H225ZM5 181L6 182L9 181V182L6 183ZM22 181H23V183H22ZM26 181H29V182L27 183ZM43 181H45V182L43 183ZM3 182H4V184H3ZM15 182H17V183H15ZM174 182H176V184H174ZM18 183H20V184H18ZM172 184H174L175 186L174 185L172 186ZM225 184H226V186H225ZM13 185H15L14 188H13ZM42 185H43V188H42ZM16 186H18V187H16ZM45 186L47 187V189H45ZM171 186L174 187L173 190H172ZM232 186L235 187V185H232ZM238 186H239V188H238ZM48 187L50 189H48ZM104 187H105V189H104ZM182 187H183V190H181ZM40 188H42V189H40ZM169 188L173 192H171ZM177 189L178 190L180 189V191L188 192L189 194H191L192 197L194 196V199H195L194 203L197 205L194 216L198 215L201 218L199 220L198 225H197L198 227L196 226L197 228H195V229L193 228V230L196 231L194 236H192L194 239L191 238L192 240L189 242L190 244L188 243V245L186 246V248H187V250H185L186 252H184V253L182 252V254L180 256L179 255L176 256V253L173 252L174 251L173 248L171 246H168V245L166 246V244L163 241H161V239H159L158 236L153 232L154 229L157 228L155 226L156 224L159 227L161 225V222H162V224L164 223L163 221L166 222L167 219L163 218V217H165L163 214L169 213V214L173 215L172 216L173 226L170 225L171 223L168 220H167L168 223L166 222L167 224L165 223L163 225H165V226L167 225L168 229L169 228L173 229V227H174V230L175 229L177 230L178 227H175V224H176V221L178 220L177 224L180 223V224H178V225H180L179 226L180 229H182V227H183V230H180V232L182 231L183 233L182 232L181 233L185 234V235L188 233L187 229L190 225V221L188 222L185 219H188L189 216H187V215L185 216V214H184V218H185L184 219L183 216H181V214H180L181 212H178L180 210L179 208H177L178 205L176 206V204H174V201L171 200V197L174 195V190L176 191ZM17 190H18L19 194H18ZM44 190L45 191L47 190V192H45L46 194L43 192ZM188 190H190V191H188ZM9 192H10V194H9ZM245 192H246V194H245ZM107 193H109V194H107ZM5 195H6V197H5ZM3 196H4V200L6 202L3 200ZM7 196H9V197H7ZM141 196H142V198H141ZM160 197L162 200L161 201L162 202L161 208L163 211L162 212L163 217L160 220L159 219L160 215H159L158 217L155 218L154 224L151 225L148 223V221L147 222L145 221L146 220L145 215H143V211H141V210H144V212H145L146 208L144 209V207H148L149 205L153 206V208L156 209L158 203H161ZM12 198H14V200ZM26 198H28V199H26ZM75 198H77V200H75ZM78 198H80L79 201H78ZM24 199L26 201L25 203H23ZM118 199L120 201H118ZM156 200H158V201H156ZM12 201H13V203L15 201L14 205L19 204V207L23 206L22 204H26L24 206L28 210L32 209V208L34 209L35 207L36 208L34 210H32L33 214L31 212L29 215L26 216L25 214H26L27 209L26 210H25V208L19 209L17 207L18 205L15 206V208H13ZM7 202H8V204L6 205ZM35 202H37V203H35ZM198 202L201 204L198 205ZM121 203H123V204L121 205ZM132 203H136V205L137 204H139V205L136 207H132ZM142 203H143V205H142ZM194 203H193V205H194ZM1 204H3V205H1ZM9 204H10V206H9ZM27 204L29 205L30 208L28 207ZM43 204H44V206H43ZM119 204H120V206H119ZM116 205L118 208L116 207ZM123 205H125L126 208H124ZM7 206H8V208H7ZM140 207H142V208H140ZM3 209H4V211H3ZM8 209H9V211H7ZM13 209H15L13 214H15L16 211H17L16 212V214H17V213H20L21 210H23L24 211V212H22L23 215L21 213H20L21 215L18 214L19 217H18V215H13V214L11 215V213L13 212ZM36 209H38L37 210L38 212L36 211ZM156 211L154 210V212H156ZM35 213H37V214H35ZM40 214H41V216H39ZM144 214H146V213H144ZM174 214H176V216ZM171 215H170V217H171ZM13 216H15V217H13ZM24 217H25V219L27 217L26 220L28 223L26 222V220H24ZM173 217H175L174 221H173V219H174ZM180 217L183 220V222L180 219ZM6 218H7V220H9V219L10 220L7 221ZM15 218L17 219V221L20 220V218H22L21 219L22 221L21 220L20 221L22 222V224L25 222L24 224H26L25 225L26 227H27V225H30L33 222L34 223L36 222V224L34 225V223H33L32 226L30 225V226H28L29 228L27 227L28 229L26 227H25L26 229L25 228L23 229L24 224L20 226L21 222L18 223L19 221L17 222ZM31 218H33V219H31ZM157 218L160 220V222H158L156 220ZM176 218H178V219L176 220ZM236 218H237V219H235L236 221L240 220L238 217H236ZM64 219L66 220L67 216ZM162 219H163V221H162ZM11 220H13L12 221L13 224L17 222L18 225L14 224L16 228H14V225L12 223H10ZM31 220H34V221L32 222ZM184 220L187 222H185ZM226 220H228V221L226 222ZM155 221H156V224H155ZM180 221L184 224H182ZM60 222H62V223H60ZM1 223H3V224H1ZM186 223H188V224L186 225ZM168 224H169V226H168ZM3 225H6V227H4ZM10 225L13 228L10 227ZM145 225H146V227H144ZM181 225H182V227H181ZM185 225H186V227H185ZM209 226L206 230H208L210 228ZM184 227H185V229H184ZM11 228H12V230L10 232L9 229H11ZM21 228H22V230H21ZM213 228H215V227L210 228V230ZM60 229H61V231H60ZM6 230H8V231H6ZM18 230H19V232H17ZM25 230H27V231L29 230L30 232L28 231L26 233ZM210 230H209V233L212 232L211 233L212 235L215 233H216V235L219 234L218 233L219 231L217 232L215 229H213L212 231H210ZM3 232H4V234H3ZM180 232L176 236L177 239H179L180 235H182ZM224 232H226V231H224ZM235 232H237V231L235 230ZM235 232L233 230L232 235H230L231 238L229 237V239L228 238H226V239H228V241L233 239L232 237L235 236V234H236ZM10 235H12V236H10ZM216 235H214V237ZM172 236H174V235L172 234ZM198 236H199V238H198ZM202 236H204V237H202ZM3 237H6V238L4 239ZM14 237H16V238H14ZM122 237H124L125 239H123ZM7 238L9 239V242H8ZM1 239H4V240H1ZM217 239L218 238L216 237L215 240H217ZM15 240L16 241L18 240V242H16ZM92 240L93 241L96 240V236H92ZM4 241H6L8 244L6 243L7 245H5ZM22 241H23V243L24 242H27V243L22 244ZM231 241L233 242V240H231ZM225 242H223V243H225ZM174 243H176V241ZM70 244L71 243H68L67 246H70ZM21 245L23 247H21ZM16 246L18 248H16ZM122 246L124 247V245H122ZM78 247L81 250H79ZM84 247L85 248L87 247V250ZM24 248H26V250ZM223 248H225V246ZM15 249H17V250H15ZM89 249L92 250L93 249L92 246L91 245L89 246L88 243L87 244L83 243V244L77 246L75 253L77 254V252H78V254H82V255L84 254V255H86L85 257L88 258L87 254L89 252ZM228 249H227V251L230 250V249L229 250ZM15 251H17V252H15ZM21 251H22V253H21ZM81 251L84 253H82ZM97 252L99 255L97 254ZM20 253H21V255H20ZM91 253L94 254L93 257L91 256ZM124 253L129 255V256H132V254L129 252H124ZM89 254H90L91 258H93V259H95L96 255L99 256L98 258L96 256V260L98 261L102 257L101 254H103V253H101L99 251L95 252L94 250H92V252H89ZM184 254H185V256H184ZM193 254H192V256H193ZM17 255H20L21 257H19ZM16 257L18 259H16ZM183 257H185V258H183ZM181 258H183V260H181ZM101 259L104 260L103 257ZM100 260H99V262H100ZM144 260H145V262H143ZM79 262H77V264L81 263V262L80 263Z\"/></svg>",
  "mask_w": 264,
  "mask_h": 264
}]
</instances>
